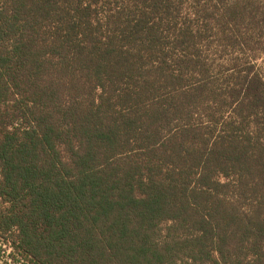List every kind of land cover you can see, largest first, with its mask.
I'll use <instances>...</instances> for the list:
<instances>
[{
  "label": "trees",
  "instance_id": "obj_1",
  "mask_svg": "<svg viewBox=\"0 0 264 264\" xmlns=\"http://www.w3.org/2000/svg\"><path fill=\"white\" fill-rule=\"evenodd\" d=\"M0 241L264 264V0H0Z\"/></svg>",
  "mask_w": 264,
  "mask_h": 264
},
{
  "label": "rangeland",
  "instance_id": "obj_2",
  "mask_svg": "<svg viewBox=\"0 0 264 264\" xmlns=\"http://www.w3.org/2000/svg\"><path fill=\"white\" fill-rule=\"evenodd\" d=\"M12 248L9 245L3 244L0 241V264H21L16 263V261L11 257Z\"/></svg>",
  "mask_w": 264,
  "mask_h": 264
}]
</instances>
